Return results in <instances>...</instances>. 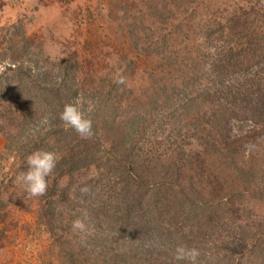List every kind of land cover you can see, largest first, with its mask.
<instances>
[{
	"label": "rangeland",
	"instance_id": "1",
	"mask_svg": "<svg viewBox=\"0 0 264 264\" xmlns=\"http://www.w3.org/2000/svg\"><path fill=\"white\" fill-rule=\"evenodd\" d=\"M12 25L21 26L53 73L60 62H75L85 96L93 95L95 103L103 102V95L109 99L119 128L139 113L136 152L148 158L180 144L193 149L195 155L187 159L190 172L179 182L187 193L194 185L199 194L189 195L205 211L221 199L227 218L218 222L219 214L207 211L217 227L195 243L200 255L217 253V239L226 231L229 236L246 228L252 230L249 236L264 231H255L257 223L264 224V123H254L242 107V101L255 98L264 107V60H248L245 69L230 59V48L238 49L249 26H264L263 0H0V38L15 31ZM159 49L163 53H156ZM6 53L0 56V70L9 62ZM121 76L125 84L108 92ZM149 97L157 99L153 107ZM4 142L0 135V152ZM26 170L27 161L21 163L14 153L0 162V180L11 178L1 194L0 264H59L50 234L36 225L37 200L18 180ZM94 173L93 168L79 172L75 185ZM63 219L60 233L84 245L92 226L85 220L82 232L72 228L77 218L67 222L64 214ZM249 236L225 238L231 246L223 249L231 248V256L249 264L245 254L254 246ZM91 249L84 256L93 263Z\"/></svg>",
	"mask_w": 264,
	"mask_h": 264
},
{
	"label": "trees",
	"instance_id": "2",
	"mask_svg": "<svg viewBox=\"0 0 264 264\" xmlns=\"http://www.w3.org/2000/svg\"><path fill=\"white\" fill-rule=\"evenodd\" d=\"M15 27L13 33H4L0 38V56L7 52L4 58L9 60L0 70V135L5 139L0 162L9 153L18 156L21 163L37 150L54 151L59 155L47 192L35 197L36 225L50 234L58 263L187 264L174 259L175 248L178 245L196 248L195 243L201 242L204 235L215 233L217 226L211 223L207 211L219 214L215 216L218 222L227 221L221 199L217 207L209 205L205 211L203 205L196 203L199 193L194 185L188 183L191 191L187 193V187L179 182L190 172L187 159L195 155L193 149L180 144L163 155L148 158L146 153L136 152L134 137L140 122L139 113L119 128L115 109L103 93H100L103 95L101 103H95L93 95L92 98L85 96L88 92L78 82L75 62H60L59 70L53 73L43 66L21 26L12 25V30ZM258 28L249 26L238 49L233 52L230 48V59L237 67L246 69L248 60H264V26ZM163 51L159 49L156 53ZM261 81L264 76L260 77ZM117 88L115 81L108 92L114 93ZM77 98L85 110L92 108L90 113L86 111L94 129V135L88 139L65 128L59 119L64 105ZM150 98L148 105L153 107L157 99ZM242 107L254 123H264V107L258 98L247 103L242 101ZM232 165L243 173V167L235 162ZM91 168L95 175L75 185L76 174ZM8 181L0 180V221L4 219L1 208L5 205L1 194L9 187ZM71 205L78 208L71 209ZM71 211L77 215H72ZM80 212L87 217V225L92 226V235H87L84 245L73 243L60 233L64 214L69 222L71 218H83L79 217ZM227 226L226 222L221 228L226 231ZM263 228L264 224L259 222L255 231ZM202 229L207 233H200ZM229 232L217 239V253L207 258L200 255L198 264H246L231 256V248L223 247L231 246L225 238L235 241L249 236L252 230H236L230 236ZM249 237L254 243L245 254L250 259L249 264H264V231ZM87 247L93 248L90 250L95 254L93 263L84 256Z\"/></svg>",
	"mask_w": 264,
	"mask_h": 264
},
{
	"label": "clouds",
	"instance_id": "3",
	"mask_svg": "<svg viewBox=\"0 0 264 264\" xmlns=\"http://www.w3.org/2000/svg\"><path fill=\"white\" fill-rule=\"evenodd\" d=\"M117 84H125V79L121 76L116 80ZM86 111H92L91 106L85 110L81 101L77 98L75 101L65 104L59 119L63 122L65 128L74 130L81 138L88 139L94 135L93 121ZM59 155L54 151L37 150L27 157V170L22 171L18 177L24 190L31 197H40L45 195L49 186V177L56 168ZM87 191V189H82ZM84 219L77 218L72 223L74 230L86 231L87 225ZM200 251L197 248H189L185 245H178L175 248L174 259L178 262H187V264H198Z\"/></svg>",
	"mask_w": 264,
	"mask_h": 264
}]
</instances>
